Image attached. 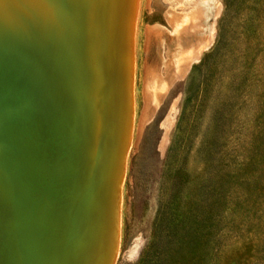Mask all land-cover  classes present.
I'll use <instances>...</instances> for the list:
<instances>
[{
	"label": "rangeland",
	"instance_id": "1",
	"mask_svg": "<svg viewBox=\"0 0 264 264\" xmlns=\"http://www.w3.org/2000/svg\"><path fill=\"white\" fill-rule=\"evenodd\" d=\"M67 3L0 0V264H264V0H135L120 91L99 87L97 195L69 125ZM196 7L211 39L180 75Z\"/></svg>",
	"mask_w": 264,
	"mask_h": 264
},
{
	"label": "water",
	"instance_id": "2",
	"mask_svg": "<svg viewBox=\"0 0 264 264\" xmlns=\"http://www.w3.org/2000/svg\"><path fill=\"white\" fill-rule=\"evenodd\" d=\"M65 1L70 6L69 14L73 24L69 40L71 55L68 57L66 70H69L75 98L73 101L75 106H70L72 123L68 124L73 127L75 123L78 127L73 130V139L77 146L76 153L79 161L84 157L85 175L90 176L91 180L94 179L92 189L94 195H97L101 185L100 162L103 159L102 152L100 153L96 146L99 131L102 129L99 87L102 89L103 84L109 81L112 90L120 91L123 70L126 66L125 31L133 14L135 0H102V3L101 0ZM101 20L103 26H106L108 22L112 23L107 32L110 34L105 36L104 45L102 35L96 44ZM92 37L95 45L91 43ZM32 38L34 42L35 37ZM101 47L103 54L100 52ZM105 52L109 54V58ZM100 68H103V80L100 78L102 77ZM91 133H93L94 141L92 146L91 142L88 145L87 138V136L90 138ZM118 179L117 173L114 186Z\"/></svg>",
	"mask_w": 264,
	"mask_h": 264
},
{
	"label": "bare ground",
	"instance_id": "3",
	"mask_svg": "<svg viewBox=\"0 0 264 264\" xmlns=\"http://www.w3.org/2000/svg\"><path fill=\"white\" fill-rule=\"evenodd\" d=\"M203 12L204 11L201 10L199 7H196L189 13L182 28V35H180L176 40L175 53L178 59L177 73H179L180 75H183L185 73L191 61L200 55L201 51L208 45L211 39L210 35L201 33V21L204 16ZM136 20L137 12L135 16V27ZM164 66L165 74L160 75L158 74V72L155 73L156 80L154 88L155 90L153 91V98L156 101L160 98V85L162 84V87L166 88L170 84V82L176 77V73H172L171 71L169 61L164 62Z\"/></svg>",
	"mask_w": 264,
	"mask_h": 264
}]
</instances>
